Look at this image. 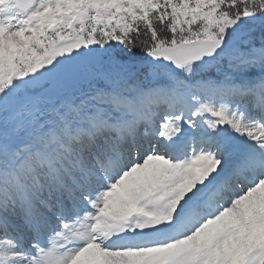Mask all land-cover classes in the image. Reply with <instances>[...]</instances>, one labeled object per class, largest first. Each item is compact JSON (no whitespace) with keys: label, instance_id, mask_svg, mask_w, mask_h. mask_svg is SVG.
Instances as JSON below:
<instances>
[{"label":"snow or ice","instance_id":"obj_1","mask_svg":"<svg viewBox=\"0 0 264 264\" xmlns=\"http://www.w3.org/2000/svg\"><path fill=\"white\" fill-rule=\"evenodd\" d=\"M0 264H264V0H0Z\"/></svg>","mask_w":264,"mask_h":264}]
</instances>
